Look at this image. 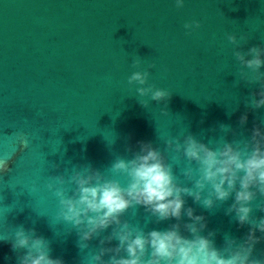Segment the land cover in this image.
<instances>
[{"label": "water", "instance_id": "water-1", "mask_svg": "<svg viewBox=\"0 0 264 264\" xmlns=\"http://www.w3.org/2000/svg\"><path fill=\"white\" fill-rule=\"evenodd\" d=\"M191 20L201 28L186 35ZM233 32L249 33L242 51L264 46V0H185L182 9L173 0H0V158L10 157L0 170V264H18L24 250L12 243L20 226L47 239L53 258L83 264L88 249L79 248L75 229L56 220L50 175L89 164L106 172L117 156L131 158L126 149L138 151V141L163 151L164 141L181 132L207 143L224 135L221 124L236 138L250 136L264 108L246 104L259 84L236 83L238 64L226 39ZM133 56L156 65L149 82L170 90V99L148 108L138 102L127 83ZM185 164L174 166L177 176ZM185 199L216 231L217 247L224 234L241 239L248 232L225 215L231 199L212 211ZM147 215L138 207L122 219L146 231L175 223L147 222ZM98 246V239L89 241ZM255 254L264 255V242Z\"/></svg>", "mask_w": 264, "mask_h": 264}, {"label": "clouds", "instance_id": "clouds-1", "mask_svg": "<svg viewBox=\"0 0 264 264\" xmlns=\"http://www.w3.org/2000/svg\"><path fill=\"white\" fill-rule=\"evenodd\" d=\"M173 2L177 9L185 4V0ZM183 27L186 35H192L201 22L187 21ZM226 39L233 45L232 55L238 64L236 83L242 80L260 86L246 101L247 106L264 108V46L242 51L249 39L245 32L239 36L227 33ZM144 65L145 60L133 56L131 67L136 70L127 83L135 87L138 102L148 108L150 101H167L172 93L150 83V70L156 65ZM161 111L169 114L166 109ZM247 120L245 113L239 119L240 126ZM220 131L224 135L207 143L181 132L164 141L163 151L150 141H138V151L126 149L132 152L131 158L117 156L106 172L89 164L50 175L46 188L57 201L56 220L75 229L79 248L88 249L83 264H264V255L255 254L256 246L264 242V121L254 125L248 137L236 138L230 125L221 124ZM229 133L234 137L230 141L226 139ZM21 143L27 147L29 141L21 137ZM9 160L7 155L0 158V170L8 169ZM180 161L186 164L177 176L174 166ZM186 197L208 211L231 199L225 215L240 227L247 225L248 232L241 239L224 234L223 245L217 247L216 231L208 230L204 215L185 206ZM138 207L148 214L147 222L175 223L146 231L139 223L122 219L129 209ZM109 229L111 232L104 235ZM93 239L99 241L96 248L89 247ZM113 241L115 245L108 246ZM12 248L24 250L17 257L18 264H65L62 258L52 257L50 242L34 229L18 227Z\"/></svg>", "mask_w": 264, "mask_h": 264}]
</instances>
